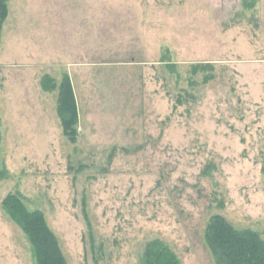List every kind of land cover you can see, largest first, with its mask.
I'll list each match as a JSON object with an SVG mask.
<instances>
[{"label": "rangeland", "instance_id": "rangeland-1", "mask_svg": "<svg viewBox=\"0 0 264 264\" xmlns=\"http://www.w3.org/2000/svg\"><path fill=\"white\" fill-rule=\"evenodd\" d=\"M0 118V264H36L10 194L45 214L68 264H140L154 239L216 264L214 215L264 239V0H11Z\"/></svg>", "mask_w": 264, "mask_h": 264}, {"label": "trees", "instance_id": "trees-1", "mask_svg": "<svg viewBox=\"0 0 264 264\" xmlns=\"http://www.w3.org/2000/svg\"><path fill=\"white\" fill-rule=\"evenodd\" d=\"M10 1L0 0V46L3 29L10 15ZM209 70H213V66L194 65L191 73L196 76ZM212 79V76H206L204 83H209ZM47 81H50L49 77L43 80L44 86ZM58 114L64 135L71 141H76L78 109L72 82L68 76L64 77L59 87ZM1 144L0 118V163ZM3 209L27 236L36 264H68L59 239L42 211L29 210L20 194L8 195L3 201ZM204 234L206 246L216 264H264V239L259 232L240 230L225 217L214 215L209 220ZM140 264L183 263L165 242L154 239L146 243Z\"/></svg>", "mask_w": 264, "mask_h": 264}]
</instances>
